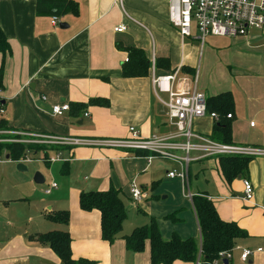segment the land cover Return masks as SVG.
<instances>
[{
	"label": "crops",
	"instance_id": "1",
	"mask_svg": "<svg viewBox=\"0 0 264 264\" xmlns=\"http://www.w3.org/2000/svg\"><path fill=\"white\" fill-rule=\"evenodd\" d=\"M39 1L0 0V30L10 49L0 55V87L9 129L92 141L126 139L133 127L142 138L167 137L174 130L167 123L166 109L153 93L154 60L157 75L179 71L188 80L189 90L203 93L206 99L230 93L231 144L264 150V26L249 29L242 37L207 36L203 41L193 28L191 37L182 38L169 23L168 0H123L122 7L113 0H70L77 5V14L55 17L57 24L52 25L53 16L38 13ZM59 24L67 27L60 29ZM118 26L125 30L116 33ZM126 48L144 52L150 63L147 77L121 76L128 58ZM159 58L168 60V71L156 69ZM95 98L107 99L109 107L87 105L78 113L71 108ZM60 104L70 109L54 116L51 107ZM213 126L214 121L202 118L193 121L192 129L210 138ZM45 149L34 148L30 153L42 159L51 158L52 152L65 161L49 164L42 160L49 166H61L43 174L41 185L33 182L29 170L17 172V162L0 163V264H61L47 245L33 239L53 231L68 232L75 262L150 264L148 244L143 252L132 253L125 249L123 238L153 219L163 241L174 234L181 240L200 241L191 201L195 196L206 197L222 221L235 223L246 233L236 241L228 264H264V157L251 158L247 172L230 185L220 173L219 158L193 162L209 171L212 186L208 190L212 194L206 189L186 194L191 164L184 185L178 178L167 177L171 170L176 171L172 164L156 159L147 162L144 155L97 147ZM1 156L6 158L7 154ZM243 180L253 188L250 202L243 200ZM163 181L168 184L166 188L159 186ZM132 182L145 193L138 204L129 194ZM51 183L56 189L44 194ZM110 187L134 205L127 209L124 203L127 217L112 245L101 239L99 212H83L78 204L81 192L107 191ZM158 191L167 198L172 195L190 201L189 223L171 229L152 215L149 202L157 198ZM60 211L69 213L67 226L46 218ZM245 249L252 255L242 262L240 255Z\"/></svg>",
	"mask_w": 264,
	"mask_h": 264
},
{
	"label": "built area",
	"instance_id": "2",
	"mask_svg": "<svg viewBox=\"0 0 264 264\" xmlns=\"http://www.w3.org/2000/svg\"><path fill=\"white\" fill-rule=\"evenodd\" d=\"M122 7L123 0H113ZM168 20L182 38L191 37L194 28L201 41L207 36L235 38L247 34L249 29L261 30L264 26V0H168ZM52 25L57 24V18L53 17ZM125 30L124 26L115 28L116 33ZM127 62V59L125 60ZM155 62L151 64V84L156 100L166 109L167 123L174 132L167 137L153 135L142 138L138 131L130 127L129 137L115 140H84L80 138H55L48 137L46 145L52 147H97L111 150H119L128 154L137 155L144 153V159L150 162L157 158H164L175 163L179 170L167 174L169 178H178L184 184L188 183V168L193 162L209 158L221 157H264V150L247 146H235L221 144L194 133L193 121L209 118L216 122L218 116L208 113L206 97L203 93L193 89L189 90L188 80L180 76L179 71L165 75H157L154 70ZM44 99V98H43ZM67 104L53 105L51 112L54 116H61L69 111ZM88 115L85 114V117ZM227 119L231 116L227 115ZM6 122V110L0 87V137L9 134L8 127L3 128ZM253 123L250 124L253 127ZM0 143H10L7 139H0ZM43 160V159H42ZM9 161L0 155V163ZM59 154L47 158L45 162L51 164L64 162ZM17 164L29 163L26 156ZM243 200L250 202L253 196V188L249 181L243 180ZM57 185L51 183L44 194L48 195ZM129 194L134 204L145 199V193L134 182L129 186ZM261 250H257L260 252ZM252 255L250 250H242L240 260L246 262ZM231 251L223 252L212 264H223V260L229 261Z\"/></svg>",
	"mask_w": 264,
	"mask_h": 264
},
{
	"label": "trees",
	"instance_id": "3",
	"mask_svg": "<svg viewBox=\"0 0 264 264\" xmlns=\"http://www.w3.org/2000/svg\"><path fill=\"white\" fill-rule=\"evenodd\" d=\"M37 11L39 14L53 17H61L65 14L76 15L77 5L70 0H40ZM124 51L127 52L128 58L121 67V76L125 79L147 77L150 63L144 52L135 48H126ZM9 52L7 39L0 30V55ZM156 69L168 71V60L157 59ZM87 105L108 108L109 101L104 98H95L90 99L86 105L72 104L71 108L78 113L83 112ZM206 106L208 113H215L218 116L210 139L221 144H231V124L226 118L233 107L230 93L207 98ZM1 125L3 128L7 127L4 122ZM4 150L7 151L9 161L16 162L24 158L27 152L34 150V147L22 144H0V153ZM137 155L140 157L144 153H137ZM250 161L251 158L244 157L219 158V169L225 182L230 185L239 176H243L247 172ZM191 201L199 228L200 241L195 238L181 240L175 234L169 241H163L156 222L151 219L149 224L135 228L129 236L123 238L125 249L132 253H141L148 244L150 264H173L176 261L184 264H212L220 253L232 251L236 241L246 237V233L235 223L222 221L213 204L206 197L195 196ZM78 204L83 212H99L101 239L112 245L127 217L119 191L110 187L107 191L81 192ZM46 218L53 223L67 226L69 213L66 211L49 213ZM33 239L47 245L61 264H91L82 260L78 262L72 260L71 239L67 231L48 232Z\"/></svg>",
	"mask_w": 264,
	"mask_h": 264
},
{
	"label": "rangeland",
	"instance_id": "4",
	"mask_svg": "<svg viewBox=\"0 0 264 264\" xmlns=\"http://www.w3.org/2000/svg\"><path fill=\"white\" fill-rule=\"evenodd\" d=\"M193 77L195 78L196 76H193ZM201 77H202V74H200V77H199L200 80H201ZM171 129L173 130V128H171ZM9 130H10L9 131L10 133L3 135L2 137H0V139H7V140H9L10 143H0V144H6V145L22 144L24 146H32L34 148L44 149V150H47L45 148H51L52 147V146L46 145V142H47V138H45L46 136L31 134V133L23 132V131H16V130H12V129H9ZM3 153L7 154V151L6 150L2 151L0 153V155H2ZM53 156H54V153L50 152V157H53ZM39 157H40L39 155H34L30 152H28L26 154V160L29 161V163H26V167L29 170L28 174H30L32 177H34L36 174H40L41 176H44V175L48 174L52 169L61 166L60 164H55V165L49 166V165L44 163L47 159L46 156H44L42 158L44 162ZM156 160L168 162V163L173 165L174 170H176V171L179 170L178 166L175 163H173L167 159L157 158ZM59 169H60V167H59ZM208 172L209 171L206 170V166H204V165L197 164V163L191 164L190 184H189L188 189L185 186L186 194H188V193L195 194L196 192H204L205 189L207 190V192L209 194H212V192L208 190L209 189L208 187L212 186V180L210 179ZM215 174H216V172H215ZM166 185H168V184L163 181L160 183L159 186L160 187L162 186V188H166L167 187ZM173 188H174V186H173ZM167 191H170V190L167 189ZM155 195L157 198L154 199L153 201L149 202L150 204H152V215L154 217L159 216L163 222H165L171 226L170 227L171 229L172 228L178 229L179 225L189 223V220L192 218L191 217L192 216L191 215L192 209H191L190 201H188V200L184 201L183 199H181L177 196L173 197L172 195H170L167 198V196L165 194L163 195L162 193H159V191ZM121 198L124 201L127 209H128V206H134V205H132L131 202L124 199V197L121 196ZM175 199H176V201L173 202V200H175ZM173 205H174V207H173ZM129 214L131 215L130 212H129ZM177 220L183 221V222H181V224H179ZM163 222H161L162 226H163ZM163 229H165L164 226H163Z\"/></svg>",
	"mask_w": 264,
	"mask_h": 264
},
{
	"label": "water",
	"instance_id": "5",
	"mask_svg": "<svg viewBox=\"0 0 264 264\" xmlns=\"http://www.w3.org/2000/svg\"><path fill=\"white\" fill-rule=\"evenodd\" d=\"M66 27L67 26H65L64 24H59V28L60 29H65ZM6 159L8 160L7 156H6ZM15 169H16L17 172H20V173H27L28 172V168L24 164H17ZM33 182L35 184H37V185H41V184H43L44 180H43V177L40 174H36L33 177ZM223 264H228V261L227 260H223Z\"/></svg>",
	"mask_w": 264,
	"mask_h": 264
}]
</instances>
